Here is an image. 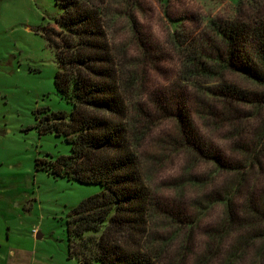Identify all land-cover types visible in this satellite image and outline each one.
<instances>
[{"label":"rangeland","instance_id":"1","mask_svg":"<svg viewBox=\"0 0 264 264\" xmlns=\"http://www.w3.org/2000/svg\"><path fill=\"white\" fill-rule=\"evenodd\" d=\"M238 4L239 0H140L135 13L145 39V51L140 52L125 23L118 20L115 26L116 40L129 43L128 53L141 73L150 111H156L159 102L170 110L156 116L142 157L155 201L179 213L181 223L171 229L175 237L170 254L183 256L179 255L180 264H227L234 251L230 264H264V139L257 142V152L233 148V144L253 142L264 113L222 127L207 115L201 117L196 103L206 105L214 100L188 83H177L179 53L172 41L174 33L184 34L187 40L205 35L215 39L216 23L242 13L248 17L257 7L264 10V0L254 5L246 0L242 13H238ZM61 11L57 0H0V264H80L69 256V211L102 190L101 184L54 177L36 166L37 159H55L71 152L63 135L37 129L45 113H70L72 109L56 90V59L44 37L45 28ZM229 78L243 86L251 84L235 74ZM175 93L183 96L178 98L185 104L197 137L209 139L222 159L240 162L250 155L258 160L235 195L238 204L251 199V209L238 208L237 219L217 234L215 242L211 234L223 222L224 206L221 200L211 201L222 197L229 182L239 176L218 170L211 160L194 159L192 153L171 142L177 125L166 101ZM167 220L158 216L160 226ZM165 228L158 232L169 234ZM254 231L257 239L258 235L252 236ZM208 244L213 246L210 254L199 262Z\"/></svg>","mask_w":264,"mask_h":264},{"label":"trees","instance_id":"2","mask_svg":"<svg viewBox=\"0 0 264 264\" xmlns=\"http://www.w3.org/2000/svg\"><path fill=\"white\" fill-rule=\"evenodd\" d=\"M245 1L239 0L238 13H242ZM247 1L254 5L258 0ZM57 3L62 11L45 28L44 37L56 59V90L72 109L70 113H45L37 129L63 135L71 152L55 159H37L36 166L54 177L102 185L100 192L82 199L69 211V256L80 264H180L183 256L170 254L175 237L171 229L181 223L179 213L155 201L142 157L156 116L170 110L159 102L156 111H150L143 97L146 89L141 73L135 70L137 64L128 53L129 43L116 40L115 26L121 20L136 38L137 51H145V39L135 16L140 0ZM242 14L216 23L215 39L205 35L187 40L184 34H173L179 53L177 83H188L214 100L206 105L198 102L195 109L219 127L226 122L244 123L264 113V10L257 7L248 17ZM232 74L250 86L230 79ZM211 82L212 87H205ZM178 97L183 96L175 93L166 101L177 125L171 142L192 153L194 159L211 160L218 170L239 176L229 182L222 197L211 201L221 200L224 206L223 222L211 234L215 242L217 234L225 232L237 219L238 208L251 209V199L242 205L235 195L241 191L248 169L258 160L250 155L240 162L222 159L211 148L214 144L209 139L197 137L185 104ZM263 139L264 118L253 142L233 144V148L248 152L253 148L257 152V142ZM159 215L170 220L160 226ZM161 227H166L169 234H160ZM212 247L206 246L207 252L199 262L208 258ZM235 255L234 251L227 264L233 262Z\"/></svg>","mask_w":264,"mask_h":264},{"label":"crops","instance_id":"3","mask_svg":"<svg viewBox=\"0 0 264 264\" xmlns=\"http://www.w3.org/2000/svg\"><path fill=\"white\" fill-rule=\"evenodd\" d=\"M38 234H39V232L37 230L34 231V235H36V237H37Z\"/></svg>","mask_w":264,"mask_h":264},{"label":"water","instance_id":"4","mask_svg":"<svg viewBox=\"0 0 264 264\" xmlns=\"http://www.w3.org/2000/svg\"><path fill=\"white\" fill-rule=\"evenodd\" d=\"M40 236V234L37 235V238Z\"/></svg>","mask_w":264,"mask_h":264}]
</instances>
